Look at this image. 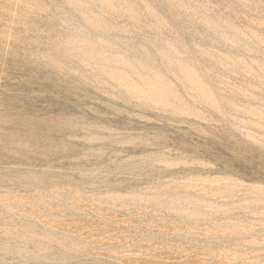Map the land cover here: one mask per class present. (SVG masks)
<instances>
[{"label":"rangeland","instance_id":"obj_1","mask_svg":"<svg viewBox=\"0 0 264 264\" xmlns=\"http://www.w3.org/2000/svg\"><path fill=\"white\" fill-rule=\"evenodd\" d=\"M0 264H264V0H0Z\"/></svg>","mask_w":264,"mask_h":264}]
</instances>
